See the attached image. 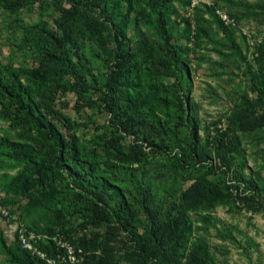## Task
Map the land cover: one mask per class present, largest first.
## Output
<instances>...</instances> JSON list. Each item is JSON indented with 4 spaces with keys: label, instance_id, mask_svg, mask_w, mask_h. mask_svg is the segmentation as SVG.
Listing matches in <instances>:
<instances>
[{
    "label": "trees",
    "instance_id": "obj_1",
    "mask_svg": "<svg viewBox=\"0 0 264 264\" xmlns=\"http://www.w3.org/2000/svg\"><path fill=\"white\" fill-rule=\"evenodd\" d=\"M191 1L0 0L31 59L0 64V204L30 229L83 248L81 264H218L215 251H228L213 248L203 229L244 247L211 211L264 207V180L247 178L240 161L244 135L264 142V36L251 61L235 38L240 27L216 13L240 25L264 15V0ZM55 2L71 10L52 20L19 15ZM207 45L243 65L249 85L225 129L201 136L189 53ZM88 228L90 237L76 235ZM246 244L256 246L250 237ZM0 252L11 264H45L3 232Z\"/></svg>",
    "mask_w": 264,
    "mask_h": 264
},
{
    "label": "rangeland",
    "instance_id": "obj_2",
    "mask_svg": "<svg viewBox=\"0 0 264 264\" xmlns=\"http://www.w3.org/2000/svg\"><path fill=\"white\" fill-rule=\"evenodd\" d=\"M241 1L252 3L258 0ZM213 2L225 8L224 2H217V0H192L190 7L192 8L193 5L198 3L213 4ZM58 3L55 2L49 5L46 3L44 7L35 5L29 9H22L19 11V15L25 21H34L42 16L49 15V18L52 20V17L56 13L71 10L68 4ZM177 7L180 16L190 13L191 8L188 12V10L186 11L180 6ZM13 17L14 15L6 13L0 7V64L5 65L12 62L14 66H18L22 63L24 64L26 61L27 63L29 61L31 63V59L18 47L19 32L7 22ZM239 23L243 32L247 33V35H244L242 30L237 29L235 33L236 41L242 46L246 54L251 50L247 58L253 61V52L255 53L256 45L264 36V15L255 18L245 17ZM138 40H144V36L141 35L140 38L135 39V41ZM193 44H195V41L190 37L189 45L193 46ZM211 47V45L196 47L195 50L189 53V71L193 81L190 96L197 117L201 122V130L199 131L201 136L207 132L213 133L212 131L216 127L225 129L227 112L239 100V96L249 85L248 79L242 74L244 70L243 65L239 64L236 60L219 58L215 52L211 51ZM202 55H204V59L198 60L197 58ZM212 63H217L219 67L226 69L228 72H221V69L213 66ZM216 73L220 74L216 75ZM170 81H173V78H170ZM64 99L70 101V107L73 105L74 95L72 93H67ZM65 110L66 113L75 117L73 109L68 108ZM84 111L90 113L88 108ZM100 119L103 120L104 116L100 115ZM1 128H6L5 122L0 121ZM254 135L257 136L258 134ZM255 136L253 138L252 135L248 134L242 137L241 148H243L244 155L241 156L240 161L242 160L246 163L244 174L247 178L252 179L259 175L264 180V142L256 146L257 139ZM119 176H128V169L119 171ZM69 193L67 197L70 200L72 196ZM3 196L4 193L0 192V197ZM16 212L19 214V210ZM211 214L221 219L223 223H219L218 226L225 224L231 233L235 235L236 239L241 240L244 247L238 248L236 244L230 241H223L220 237H217L214 228L203 229L202 231L207 233V239L213 248L221 245L222 248H226L228 251L226 255L221 254L219 250L215 251L218 264H264V207L253 211L238 207L229 210L228 206L222 205L211 211ZM0 232H3L7 243L11 244L12 240L6 233V225L2 219H0ZM246 237L252 238L256 246L246 244ZM0 264H11L1 252Z\"/></svg>",
    "mask_w": 264,
    "mask_h": 264
},
{
    "label": "built area",
    "instance_id": "obj_3",
    "mask_svg": "<svg viewBox=\"0 0 264 264\" xmlns=\"http://www.w3.org/2000/svg\"><path fill=\"white\" fill-rule=\"evenodd\" d=\"M216 13L225 25L238 26L242 30L241 25L226 11L216 9ZM242 33L247 35L243 30ZM0 219L4 221L6 233L11 240H17L21 248L45 264H81L84 260L85 250L66 239L62 233L49 234L30 229L17 215L10 212L9 207L1 204ZM91 233L89 228L79 229L76 235L90 237ZM51 248L55 252L50 251Z\"/></svg>",
    "mask_w": 264,
    "mask_h": 264
}]
</instances>
